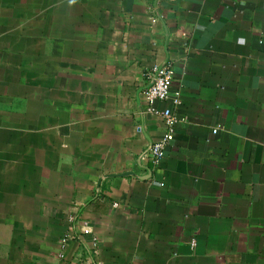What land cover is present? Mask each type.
Segmentation results:
<instances>
[{"label":"crops","instance_id":"crops-1","mask_svg":"<svg viewBox=\"0 0 264 264\" xmlns=\"http://www.w3.org/2000/svg\"><path fill=\"white\" fill-rule=\"evenodd\" d=\"M0 264H264V0H0Z\"/></svg>","mask_w":264,"mask_h":264},{"label":"built area","instance_id":"built-area-1","mask_svg":"<svg viewBox=\"0 0 264 264\" xmlns=\"http://www.w3.org/2000/svg\"><path fill=\"white\" fill-rule=\"evenodd\" d=\"M143 98L146 103L147 112L154 116H160L164 122L163 135L151 144L149 157L154 164H158L164 157L165 148L174 139L175 128L178 119L174 115V110L180 106V93L172 87V71L168 65L152 68L148 76V84L144 88ZM163 103L165 107L158 110L155 103ZM213 131V133H215ZM67 238L63 240L66 243Z\"/></svg>","mask_w":264,"mask_h":264},{"label":"water","instance_id":"water-1","mask_svg":"<svg viewBox=\"0 0 264 264\" xmlns=\"http://www.w3.org/2000/svg\"><path fill=\"white\" fill-rule=\"evenodd\" d=\"M127 175H128V174H126V173H125V174H122V176H127Z\"/></svg>","mask_w":264,"mask_h":264}]
</instances>
